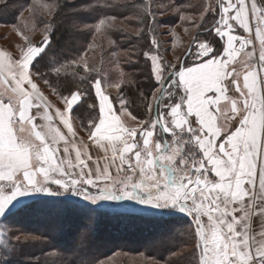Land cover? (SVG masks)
<instances>
[{
	"label": "snow or ice",
	"instance_id": "snow-or-ice-1",
	"mask_svg": "<svg viewBox=\"0 0 264 264\" xmlns=\"http://www.w3.org/2000/svg\"><path fill=\"white\" fill-rule=\"evenodd\" d=\"M37 5L49 15L56 10ZM153 7V0L134 5V18L149 21L152 50L143 56L156 85L141 93L144 117L123 98L114 107L107 88L120 82L80 77L93 94L87 140L71 113L89 89L57 93L62 109L38 83L51 86L34 71L48 37L34 45L17 30L24 41L18 54L0 50V221L34 196L65 197L60 204L75 198L92 211L133 202L190 218L191 264H264V0H206L195 27L223 43L201 40L198 31L176 62L161 55ZM9 232L0 227V264H10L15 251Z\"/></svg>",
	"mask_w": 264,
	"mask_h": 264
},
{
	"label": "trees",
	"instance_id": "trees-1",
	"mask_svg": "<svg viewBox=\"0 0 264 264\" xmlns=\"http://www.w3.org/2000/svg\"><path fill=\"white\" fill-rule=\"evenodd\" d=\"M194 1L153 0L154 7L152 10L157 15L159 12L156 11L155 5L160 3L163 6L171 2L173 8L180 9V13L185 8L196 6L197 4ZM143 2L144 0H39L40 5L45 3L56 5V10L49 15V19H45L43 15L37 14V12L43 10V8L37 5V0H5L4 2H0V25L17 27L22 11L25 9L33 11L34 5L36 6V13H33V20L36 28L40 24L49 25V43L42 57L37 58L35 61L34 71L39 70L44 73L45 78L50 82L51 86H45L43 80L38 81V83L56 98L57 93L67 94L69 89L72 91H75L78 87L81 89H89V93L83 96L78 106L74 107L71 113V118L78 124L80 130L85 131L90 116L94 114L93 110L88 107L93 102V94L90 90L89 80H81L80 77L87 76L90 80H94L99 77V72L103 67H88L89 71L86 72L82 66L75 64L87 52L88 49L86 48L90 44L92 32L101 19L106 21V25H103L102 29L111 38L112 46L108 50H100L93 64H118L120 66L127 77L119 92L124 95L128 102L129 111L138 118L144 117L146 108L141 93L146 96L150 95L156 85L150 75V63L143 56L144 51L151 50V35L148 33L149 21L145 18L144 24L141 25L134 18V5ZM198 7H200L199 3ZM164 9L166 12H169L171 7L165 6ZM108 17H115V20H108ZM177 18V14L171 15L164 23L166 26H172L177 22ZM158 21L155 17L151 27H155L159 23ZM206 21L205 27H208L211 23L208 16ZM109 22L114 24L111 26L112 30H108ZM142 26L144 27V32L140 36H137L136 32ZM17 30L22 32L20 28ZM201 33L204 36L209 35L207 32ZM61 65L64 67L61 69L59 75L52 71L54 67H61ZM54 89L55 91H53ZM40 201H32L26 204L16 211L14 215H10L6 219L12 220L17 228L24 229L27 234L37 235L39 239L47 241L46 243L40 241L34 243L28 242L20 246L19 250H21V254L29 256V259H31L28 264H53V260L47 257L45 258L47 256L46 254L50 253V251L60 254L58 259L54 261L56 264H95L100 250L89 257L88 253L77 243L78 233L83 232L86 227L89 230L91 229L90 235L93 238L87 235L84 241L91 240L94 246L100 240L97 236L98 234L100 235L99 231H101L112 242L122 238L123 241L121 243L125 244H118L126 246L129 250L134 248L133 245L136 246L139 244L149 257H156L164 264H167L164 262V257L167 253L176 255L169 260V264H185L186 260H191L188 252L178 253V250L186 247L188 242H190L189 236L182 239L174 238L173 240L172 232L166 231V226H164L165 230L161 232L166 236L165 239H167V242L171 243L173 241L172 247H166L163 241L152 240V237L146 239L148 234L151 235L155 232V228H153L155 226L140 227V232H136L134 229L136 225L134 219L138 215L130 213L120 214L126 216H117L116 219L118 221H114L115 218H113L108 224V220L103 218L101 213L94 218L93 213L95 211L86 210V212H83L76 205H70L71 203L60 204L59 200L53 201L50 199ZM159 212L167 214L166 212ZM89 221H92L91 224ZM168 221L171 227L176 228L174 226L176 223L173 224L172 221ZM42 223L43 225L46 224V227L44 226V233H38V231L32 228L36 224L42 226ZM124 235L127 236L122 237ZM160 235L162 234L160 233ZM145 243L149 244L147 248L144 247L146 246L144 245ZM111 244L109 242L103 250V247L99 248L101 249V253L105 252L106 255L108 252H112L115 246H121L117 245V243H114L116 245ZM123 252L127 253V251ZM17 258L11 260L10 264H25L19 257Z\"/></svg>",
	"mask_w": 264,
	"mask_h": 264
},
{
	"label": "rangeland",
	"instance_id": "rangeland-1",
	"mask_svg": "<svg viewBox=\"0 0 264 264\" xmlns=\"http://www.w3.org/2000/svg\"><path fill=\"white\" fill-rule=\"evenodd\" d=\"M194 2H196V4H197L196 6L185 8V10H183L184 12L182 11L180 13H179L180 9H179V11H177V9L173 8L171 2H169L168 5H163V6L160 3L155 5L156 11L159 12V13H157V15H155V17L157 20H159L158 21L159 23H157L156 26L152 28V30H153V33L155 34L156 39L160 42V45H161L160 52H161V55L164 57L165 60L176 62V57L184 55V51H185L186 47L188 46L189 41L192 38V36H194L198 31H200V29L195 27V25L200 23V18H199L198 13L203 11V5L206 3V0H197V1L195 0ZM198 3L200 4V7H198ZM165 6H168L169 8L171 7V10L169 12H166V10L164 9ZM33 13H36V11L34 9H33V11L28 10V9H25L24 11H22V13L19 16V23H18L19 25L17 27L16 26L10 27V26L0 25V48L8 50V51H13L15 54H18V49L16 48V45L24 43V41L21 39V36L18 35V32H17L18 28H20L22 30V32L29 37V39L32 41V43L34 45L40 44L42 41H44L45 37L49 36V27L45 28V25L40 24L36 28L35 22L33 20V18H34ZM37 14L43 15L45 17V19H47V18L49 19V14L44 9L40 12H37ZM174 14H177V17H178L177 22L174 23V25H172V26L170 24H169L170 26H168V25L166 26L164 21L167 18H169V16L174 15ZM207 16L209 17V21L211 20V23H212L213 18L211 17V15L209 14ZM207 16L205 17V19L207 18ZM112 22L114 23V21H112ZM113 23L109 22L108 25L109 24L112 25ZM210 24H209V26H210ZM97 26H95V28L92 32V38L90 40V44L86 48V49H88L87 52L83 55L82 59L79 60L78 63H76L75 65H80L84 69H85V64H87L88 67L102 66L103 69L99 72V78L102 80V82H106L108 84H114V83L120 82L121 86H122L124 81L126 80L127 75L121 70V68L118 64H93V62H95V59L97 58V54H99L100 50H104V49L108 50L112 46L111 38H109L108 35L105 32H103L104 31L102 29L103 26H100L99 32L96 31ZM185 28L188 29V32H185ZM109 29L112 30V27H108V30ZM237 31L239 34H243L242 30L238 29ZM173 33H174V35H173ZM199 38L201 40H204V39L209 40L210 39L209 41H212L213 44H215L217 47H219L220 44L223 43L222 41L219 40L218 37H215L214 34L204 36V34L201 33ZM151 50H149V51H151ZM149 63H150V61H149ZM150 67H151V64H150ZM153 82L155 84L154 80H153ZM0 91H2V90L0 89ZM45 91L47 93H49L48 90L45 89ZM107 91L109 93H111V96L113 98H116L114 100V107L116 109H119L120 104H119L118 100H119V98L125 99L124 95L121 94L119 92V89H117L115 87H108ZM152 91H153V89H152ZM118 94H119V96H118ZM55 99L58 101V99L56 97H55ZM60 104L63 105L62 103H60ZM125 119L129 124H131L133 126H135L137 123V121H132L128 117H125ZM72 122H73L74 128L77 130L78 134L82 135L83 138L87 139L86 132L80 130V127H78V124H76L74 119H72ZM49 199L53 200V201L54 200H59V201H65L66 200L65 197H48V196L28 197V198H25L24 201H22V206L19 207V209H21L26 204H29L32 201H37V200H39V201L44 200L45 201V200H49ZM67 199H68L69 203H71L70 205H72V204L76 205L77 208L81 209L83 212H86V210H88V209L84 208V205L82 202H76L75 198H67ZM18 210H14V212H16ZM99 213L102 214L103 218L108 220V224H109V221L113 218H115L114 221H116L117 216H126V215H120V214L130 213V214L138 215L137 218H135V219L133 218L135 220L134 222L136 224L134 227L136 232H140V229L144 228L146 226L147 227L148 226H155V227H153V228H155V232L152 233L151 235L148 234L146 239H148L149 237H152V240L154 239L155 241H163L164 244L166 245V247H169V248L173 246V243H172L173 241L171 243L167 242L166 241L167 239H165L166 236L161 232L162 230L166 229V231H171L173 240H174V238L182 239L186 236H189L187 229H188V224H189L190 218L186 217L182 214H179V213H175V215H167V214L160 213L159 210L143 207V206L137 205L133 202H124L121 205H115V204L103 205V206H101L100 209L96 210L95 213H93L94 218ZM107 216H109V217H107ZM172 216H175V217H172ZM168 220L172 221L173 224L176 223V225H174V226H176V228L171 227L169 225L170 222ZM91 222L92 221H89L90 224H91ZM145 224H147V225H145ZM5 225L10 230L9 235L11 237V243L13 245H15L14 253L8 257L9 261H11L13 259H18L17 257H19L23 263L28 264L31 261V259H29L30 258L29 256H25V255L21 254V250H19L20 246L22 244L24 245L25 243H28V242H31V243L32 242L33 243L39 242V241L42 243L47 242L46 240L39 239L37 235L27 234V232L24 229L17 228L15 226V223L12 220L0 221V227H3ZM44 226L46 227V224L43 225V223H42V226H38L36 224L35 226H32V228L35 231H38V233H44V231H45ZM164 226H166L165 229H164ZM179 226H180V228H179ZM157 229H159V230H157ZM90 230L88 227H86V229L83 232H79L77 235V243L80 247H82L84 249V251L86 253H88L89 257L91 255H94V253H96L100 250L99 255H98L99 257L97 258V261H95V264H164V263H161L156 257H149L147 255L146 251L141 246H139V244L136 246L133 245L134 248H131V250H129V248H127L126 246L121 245V244H125V243H121V241H123L122 238L116 239L115 242H112V241H110L111 239L107 238V236H105L101 231H99L100 235L98 234V236H97L100 240H98L97 242L95 241L96 246H94V244L91 243V240L84 241L85 237L87 235L91 234ZM160 233L162 235H160ZM17 235L21 237V241L19 243H17V241L15 240V236H17ZM126 236L127 235H124L122 237H126ZM25 237H27V240H25ZM90 237L93 238L92 235H90ZM118 240H119V242H117ZM80 242H82V243H80ZM109 242L112 243L113 245H116L114 243H117V245H121V246H115V247L113 246L114 249L112 250V252H108L105 255V252L101 253V249H99V248L103 247L102 248V250H103L104 248L107 247ZM144 242H146V240H144ZM118 243H121V244H118ZM148 243H145L144 245H146V246H144V247L147 248L149 246ZM190 243L191 242H188V244H190ZM123 251H127V253L123 252ZM188 251H189V249L184 247V248H181L180 250H178V253H185ZM46 255L47 256H45V258L47 257V258L53 260V264H56L54 261H55V259H58V257L60 256V254H57L54 251H52V252L50 251V253H47ZM174 256H176V255L175 254L173 255L171 253H167V255L164 257L165 258L164 262L169 264V260H171ZM182 264H184V263H182ZM185 264H191V260H189V261L186 260Z\"/></svg>",
	"mask_w": 264,
	"mask_h": 264
},
{
	"label": "crops",
	"instance_id": "crops-1",
	"mask_svg": "<svg viewBox=\"0 0 264 264\" xmlns=\"http://www.w3.org/2000/svg\"><path fill=\"white\" fill-rule=\"evenodd\" d=\"M0 50H5V49L0 48ZM5 51H8V50H5ZM9 52L14 53L13 51H9ZM40 86L42 87V89H43V91H44V94H45V95H46L51 101L56 102V103H57V106H59V107H61V108L63 109L64 105H61L60 102L57 101V100L55 99V97H53L52 95H50L49 93H47L41 84H40ZM4 87H5V85L0 84V89H1V90H3ZM61 127H62V130H65V131H66V129H63V126H62V125H61ZM78 136H79V137H83V136L80 135V134H78ZM84 139H85V138H84ZM85 140H87V139H85Z\"/></svg>",
	"mask_w": 264,
	"mask_h": 264
}]
</instances>
